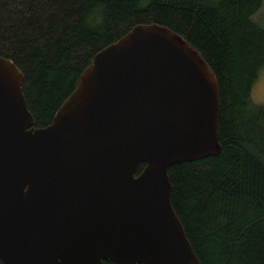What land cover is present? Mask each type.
<instances>
[{
  "label": "water",
  "instance_id": "95a60500",
  "mask_svg": "<svg viewBox=\"0 0 264 264\" xmlns=\"http://www.w3.org/2000/svg\"><path fill=\"white\" fill-rule=\"evenodd\" d=\"M23 82L0 55L3 264H202L169 176L221 152L219 83L199 51L167 26L137 24L40 127Z\"/></svg>",
  "mask_w": 264,
  "mask_h": 264
},
{
  "label": "trees",
  "instance_id": "16d2710c",
  "mask_svg": "<svg viewBox=\"0 0 264 264\" xmlns=\"http://www.w3.org/2000/svg\"><path fill=\"white\" fill-rule=\"evenodd\" d=\"M263 2L0 0V55L23 72L38 127L52 122L95 54L137 24L167 26L199 51L219 83L221 152L174 164L169 176L202 264H264V103L252 96L264 55L247 57L252 45L264 49L253 19Z\"/></svg>",
  "mask_w": 264,
  "mask_h": 264
},
{
  "label": "rangeland",
  "instance_id": "374dc122",
  "mask_svg": "<svg viewBox=\"0 0 264 264\" xmlns=\"http://www.w3.org/2000/svg\"><path fill=\"white\" fill-rule=\"evenodd\" d=\"M253 19L257 21L260 25L264 26V2L260 10L253 16ZM252 48H254L255 50H253V52L250 51L247 54V57H249L248 58L249 62L251 57L255 59L257 56L259 57L260 55L261 56L264 55V49L261 48V45H259V43L258 45H252ZM227 73L231 75L233 74L232 67L230 70L229 69L227 70ZM230 83L233 84V78L231 76H230ZM252 94H253L252 95L253 99L256 102L264 103V66L260 69L259 76L254 82Z\"/></svg>",
  "mask_w": 264,
  "mask_h": 264
}]
</instances>
